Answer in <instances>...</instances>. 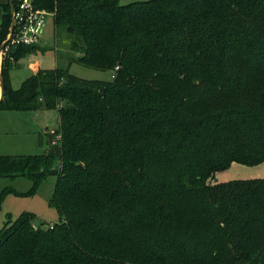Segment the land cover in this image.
<instances>
[{
    "label": "trees",
    "instance_id": "1",
    "mask_svg": "<svg viewBox=\"0 0 264 264\" xmlns=\"http://www.w3.org/2000/svg\"><path fill=\"white\" fill-rule=\"evenodd\" d=\"M33 3L68 35V66L12 89L11 64L40 50L12 46L0 110H54L58 139L0 155V179L32 183L3 188L0 205L55 176L59 221L6 214L0 264H264V179L214 183L264 163V0ZM76 63L111 81L73 76Z\"/></svg>",
    "mask_w": 264,
    "mask_h": 264
},
{
    "label": "rangeland",
    "instance_id": "2",
    "mask_svg": "<svg viewBox=\"0 0 264 264\" xmlns=\"http://www.w3.org/2000/svg\"><path fill=\"white\" fill-rule=\"evenodd\" d=\"M120 5H127L131 3H137L140 1H150V0H119ZM45 27L43 32L42 42L37 46L40 50L31 51L28 55L24 56L23 59L17 60L16 62L11 64V71L9 73V81L11 86L15 89L19 88L24 80L29 78L30 71L28 70V65L30 62H38L41 70L44 69H55L60 67H67L65 56L69 54L68 50V40L69 37L63 30L56 31L54 26V19L47 15L45 16ZM8 37V36H7ZM14 45H20L17 43H10L3 53L0 56V65L3 60L8 58V49L12 48ZM24 46V45H22ZM41 50H45L41 52ZM20 63V64H19ZM19 64V67H14ZM69 72L73 76H77L78 78L92 81V80H100V81H111L112 73L103 72L95 69H88L79 64H71L69 66ZM51 128L54 130L56 128L55 119L53 121V115L51 116ZM53 121V122H52ZM2 132L0 130V142H5V136H1ZM16 142V143H15ZM15 145L19 146L17 153L10 156H27V155H41L44 152L42 150H34L36 145H33L31 139L20 137V139H16ZM14 145V146H15ZM48 148V147H47ZM239 167L247 168L245 166L237 164ZM236 165V166H237ZM235 169H231L228 171H222L217 174L215 177L214 183H220L224 178L228 179L227 181L234 180H253L255 177H244L243 175H236ZM254 172V171H253ZM253 172L251 174H253ZM225 174V175H223ZM250 174V173H248ZM224 178H222L223 176ZM260 179V178H259ZM264 179V178H262ZM218 181V182H217ZM56 182L55 176H50L48 179L43 182L37 190L34 192L32 196H7L0 205V229L3 226L5 221L6 214L11 216L12 220L17 219L19 215L22 213H30L35 214L36 219L33 222L35 227L41 226L47 228L49 225L53 223H57L59 221V216L54 208L49 207L48 201L50 200L53 194V187ZM10 187L18 193L25 194L27 193L31 187L32 183L25 178L18 177L15 180L9 179H0V192L3 188Z\"/></svg>",
    "mask_w": 264,
    "mask_h": 264
},
{
    "label": "crops",
    "instance_id": "3",
    "mask_svg": "<svg viewBox=\"0 0 264 264\" xmlns=\"http://www.w3.org/2000/svg\"><path fill=\"white\" fill-rule=\"evenodd\" d=\"M6 3L7 0H0V27L3 16L2 7L6 5ZM19 64L14 67H19ZM27 67L30 71V75L34 74L37 70H41L38 62H30ZM52 115L53 121L55 119L56 122V128H54V130L51 128ZM0 130L2 132L1 136H5V140H3L5 142H0V155L10 156L17 153L19 146L15 145V141L16 139H20L21 136L31 139V143L36 145L34 150H42V152H46L48 149L47 147L53 145L58 139L57 137H54V133L58 130V113H56L54 110L30 112H12L0 110ZM231 169H235L234 171H236V175L232 176L243 175L244 173V177H255L256 179L264 178V163L257 166H252V168H243L239 167L238 165L236 166V164H232L225 171ZM252 172L253 174H251ZM224 177L225 176L222 178ZM227 180L228 179L224 178L221 182H228Z\"/></svg>",
    "mask_w": 264,
    "mask_h": 264
},
{
    "label": "built area",
    "instance_id": "4",
    "mask_svg": "<svg viewBox=\"0 0 264 264\" xmlns=\"http://www.w3.org/2000/svg\"><path fill=\"white\" fill-rule=\"evenodd\" d=\"M33 1L19 0L13 9L15 25L11 43L29 46L39 45L42 42L45 27L44 18L49 14L44 10L37 9Z\"/></svg>",
    "mask_w": 264,
    "mask_h": 264
},
{
    "label": "water",
    "instance_id": "5",
    "mask_svg": "<svg viewBox=\"0 0 264 264\" xmlns=\"http://www.w3.org/2000/svg\"><path fill=\"white\" fill-rule=\"evenodd\" d=\"M7 4H9V7L11 9V25L9 28V32H8V37L7 39L0 45V56L3 53V50L11 43L12 41V33H13V29H14V25H15V20L13 17V8H14V4H12V0H7ZM4 96V83H3V78L1 75V67H0V101L2 100Z\"/></svg>",
    "mask_w": 264,
    "mask_h": 264
}]
</instances>
